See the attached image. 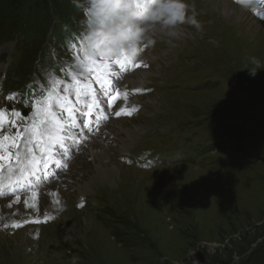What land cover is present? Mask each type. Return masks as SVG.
Returning <instances> with one entry per match:
<instances>
[{"label":"rangeland","instance_id":"374dc122","mask_svg":"<svg viewBox=\"0 0 264 264\" xmlns=\"http://www.w3.org/2000/svg\"><path fill=\"white\" fill-rule=\"evenodd\" d=\"M211 1L193 0L201 30L185 25L181 39L171 43L157 34L154 45H143L136 71L117 81L115 110L132 114L111 111L97 139L111 164L91 159L81 148L83 137L68 172L34 186L35 199L25 190L16 192L19 202L11 193L0 196V264H238L262 244L264 20L236 0H216L244 15L237 24L226 22ZM80 5L74 24L79 41L83 0ZM253 8L264 13L260 0ZM10 30L8 22L0 33V102L19 109V99L4 101L29 95L17 73L30 77L27 89L38 86L60 63L76 67L71 57L78 48L62 41L57 47L51 37L41 47L24 46ZM252 57L261 62L255 76L249 73ZM133 103L141 108L130 110ZM148 132L153 137L145 141ZM131 149L133 155L149 149L164 163L152 171L127 164L121 157L132 160ZM53 188L63 190L61 198L50 194ZM14 222L23 226L13 228Z\"/></svg>","mask_w":264,"mask_h":264},{"label":"snow or ice","instance_id":"6c2138e0","mask_svg":"<svg viewBox=\"0 0 264 264\" xmlns=\"http://www.w3.org/2000/svg\"><path fill=\"white\" fill-rule=\"evenodd\" d=\"M260 2L264 4V0ZM236 3L246 9L241 0H236ZM251 11L264 20V13L256 8H251ZM82 59L85 57L79 41L76 55L71 60ZM97 65H101L102 69L98 70ZM125 65L129 69L140 66L139 63L128 64L117 58H93L84 73L65 61L54 68L46 82L32 85L27 97L23 94L21 97L15 94L4 97V101L19 99L23 107L17 109L14 104L9 106L0 102V196L8 193L15 195L19 190H25L32 192L35 199L38 193L33 181L41 179V171L47 179L53 165L67 169L70 148H79L83 143L79 137L88 138V133L80 129L91 124V118L97 111H114L115 117L132 114L123 108L115 110L116 102L111 99L114 92L119 97L116 82L127 70ZM102 119L107 122L108 116ZM99 127L97 124L92 130L96 131ZM19 200L20 196L16 195L15 202ZM7 206L11 208L12 204ZM25 206L36 207L35 204L29 205L27 200ZM48 218L45 217V220ZM22 226L21 222L12 224L13 228Z\"/></svg>","mask_w":264,"mask_h":264},{"label":"clouds","instance_id":"9594fccd","mask_svg":"<svg viewBox=\"0 0 264 264\" xmlns=\"http://www.w3.org/2000/svg\"><path fill=\"white\" fill-rule=\"evenodd\" d=\"M246 9L255 6V0H241ZM85 30L81 35L82 54L77 69L86 73L93 58H117L132 64L143 55V45H154L157 34L171 43L180 39L182 29L190 25L201 30L193 0H83ZM255 76L261 62L252 57Z\"/></svg>","mask_w":264,"mask_h":264},{"label":"trees","instance_id":"16d2710c","mask_svg":"<svg viewBox=\"0 0 264 264\" xmlns=\"http://www.w3.org/2000/svg\"><path fill=\"white\" fill-rule=\"evenodd\" d=\"M81 1L0 0V33L6 23L10 22V35L24 46L40 45L41 47L50 37L54 40L65 39L70 35L69 32L76 30L75 15L80 11ZM260 100L264 103L263 96ZM238 264H264V241Z\"/></svg>","mask_w":264,"mask_h":264},{"label":"bare ground","instance_id":"6f19581e","mask_svg":"<svg viewBox=\"0 0 264 264\" xmlns=\"http://www.w3.org/2000/svg\"><path fill=\"white\" fill-rule=\"evenodd\" d=\"M209 2L211 1V0H208ZM211 4L214 6V11H218V12H220V13H222L225 17H226V22H229V23H233V24H237V22L239 21L238 20V15H240L242 18H243V20H244V15L242 16V12L239 10H235V9H233V8H231V7H229L226 3H223V2H219V1H216V0H212L211 1ZM248 17V16H247ZM210 20V19H209ZM250 22V21H249ZM246 23V22H245ZM257 24V23H256ZM254 25V24H253ZM231 26V25H230ZM250 26V25H249ZM247 29H252V31L254 32L255 30H256V28H252V27H247ZM249 31H251V30H249ZM185 32V31H184ZM158 37V36H157ZM185 37V36H184ZM5 38V37H4ZM164 38V37H163ZM7 39H9V38H7ZM181 39V38H180ZM4 40V39H3ZM12 40V39H11ZM178 41V40H177ZM167 42V41H166ZM173 42V41H172ZM177 43V42H176ZM156 70V69H155ZM153 73V72H152ZM151 73V74H152ZM155 74V73H154ZM153 74V75H154ZM137 75V74H136ZM127 79V78H126ZM131 79V78H130ZM128 81V80H127ZM130 82V81H129ZM127 83V82H126ZM140 83H142V81L141 82H135V83H133V85H135V86H140ZM128 84V83H127ZM129 88V87H128ZM98 114H99V112H98ZM120 121V120H119ZM116 122V121H115ZM114 122V123H115ZM111 131V130H110ZM126 134H128L127 135V139L128 140H132L133 139V137L135 136V133L133 132V131H130V132H126ZM109 136V135H108ZM112 137V136H111ZM89 139H92V137H90V138H87V139H85L84 141V152H88L89 153V157L91 158V159H95V160H97V161H99V164L100 165H103V166H107V165H109V164H111L112 162H111V160H110V158L108 157V155H107V151H106V148L105 147H103L102 145H100L99 143H96V141L95 140H91L90 142H88L87 140H89ZM100 139V138H99ZM119 139V138H118ZM110 140H111V138H110ZM102 144V143H101ZM110 145V144H109ZM85 154V153H84ZM87 157V156H86ZM79 158V157H78ZM108 158V162L107 163H105L104 162V160L105 159H107ZM82 160V159H81ZM75 163V162H74ZM122 165V164H121ZM116 166L118 167H116L115 168V170H117V171H119V167H121V166H119L118 164H116ZM122 168H123V166H122ZM123 170H129L128 168H123ZM107 175H109L108 173H106L105 174V180H107L108 179V177H107ZM103 178V177H102ZM40 181V180H39ZM37 182V181H36ZM55 184V183H54ZM53 184V185H54ZM36 185H37V183H36ZM53 185H51V187L53 186ZM57 185H59V184H57ZM57 185H55V186H57ZM61 186V185H60ZM59 186V187H60ZM72 186V185H71ZM49 190V189H48ZM53 190H54V188L53 189H51L50 191L52 192V193H50L51 195H53V193H55V195H53V196H56V197H58V198H61V195L59 194V192H60V190L58 191L57 189H55V191L53 192ZM80 191V190H79ZM46 192V191H45ZM61 192H63V190L61 191ZM60 192V193H61ZM39 193V192H38ZM30 197H32V195H30ZM43 197V196H42ZM45 198V197H44ZM38 199V198H37ZM61 201H63V200H60L59 201V203L61 202ZM59 203H56V204H59ZM0 206H2V204L0 203ZM62 206V205H61ZM38 207V206H37ZM5 208V207H4ZM7 208H8V206H7ZM48 208V207H47ZM62 208V207H61ZM64 208V207H63ZM3 209V208H2ZM36 209V208H35ZM63 210V209H62ZM4 213H5V211H4ZM7 213V212H6ZM53 213V212H52ZM14 214V213H13ZM17 214H18V212H17ZM16 214V215H17ZM51 214V213H50ZM1 216V215H0ZM41 216V215H40ZM9 220V219H8ZM3 221V220H2ZM26 231V230H25Z\"/></svg>","mask_w":264,"mask_h":264}]
</instances>
